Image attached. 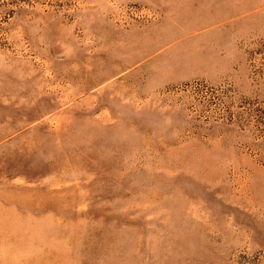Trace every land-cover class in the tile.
Here are the masks:
<instances>
[{
  "label": "rangeland",
  "instance_id": "1",
  "mask_svg": "<svg viewBox=\"0 0 264 264\" xmlns=\"http://www.w3.org/2000/svg\"><path fill=\"white\" fill-rule=\"evenodd\" d=\"M0 264H264V0H0Z\"/></svg>",
  "mask_w": 264,
  "mask_h": 264
}]
</instances>
